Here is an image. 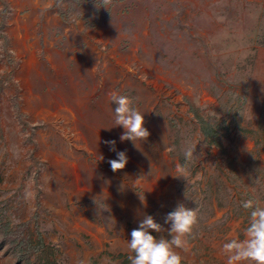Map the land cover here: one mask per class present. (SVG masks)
Listing matches in <instances>:
<instances>
[{"label":"rangeland","instance_id":"1","mask_svg":"<svg viewBox=\"0 0 264 264\" xmlns=\"http://www.w3.org/2000/svg\"><path fill=\"white\" fill-rule=\"evenodd\" d=\"M104 6L0 0V264H130L131 231L152 215L170 239L179 203L198 220L185 264H225L242 203L264 206V0ZM112 92L147 141L120 140Z\"/></svg>","mask_w":264,"mask_h":264},{"label":"clouds","instance_id":"2","mask_svg":"<svg viewBox=\"0 0 264 264\" xmlns=\"http://www.w3.org/2000/svg\"><path fill=\"white\" fill-rule=\"evenodd\" d=\"M103 3L107 8L110 0H103ZM109 97L116 105L114 123L124 129L120 140L132 141L135 145L137 141H147L150 132L144 126V113L133 107L132 100L127 96L112 92ZM105 143L110 145V150L116 151L117 155L116 159L108 161L111 170L113 172L123 170L128 163L126 152L116 150L115 140ZM198 143L194 145L195 153ZM194 150L189 147L185 151L186 159L190 160L193 157ZM173 176L187 181L189 171L185 166L177 165ZM140 198L145 201L144 197ZM242 207L249 212L248 224L243 229L244 238L229 239L222 245L221 251L226 257L225 264H264V206L256 200L249 199L242 203ZM165 222L170 225L168 229L170 239L163 236L157 238L151 234L150 230L156 233L165 231L152 215H145L139 227L131 231V239L127 242L130 264H185V258L176 249L188 250L187 237L192 234L198 222L197 213L184 203H179L166 215Z\"/></svg>","mask_w":264,"mask_h":264}]
</instances>
